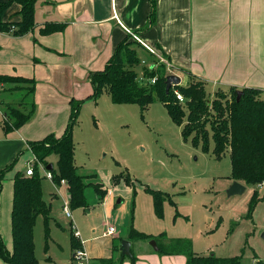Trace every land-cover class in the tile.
Returning a JSON list of instances; mask_svg holds the SVG:
<instances>
[{
	"label": "crops",
	"instance_id": "obj_1",
	"mask_svg": "<svg viewBox=\"0 0 264 264\" xmlns=\"http://www.w3.org/2000/svg\"><path fill=\"white\" fill-rule=\"evenodd\" d=\"M6 1L0 0V3ZM20 10L18 2L10 3L2 12L1 20L15 25L21 20ZM47 25L60 26V29L42 32ZM13 29L15 26L9 31H0V75L32 78L35 89L31 119L5 133L2 122L6 104L12 103L26 112L30 110V105L19 104V92H6L3 88L7 85L0 84V168L14 163L6 173L0 193V236L8 250H12L13 242V177L18 171L24 173L34 160L29 142L40 140L50 133L60 135L63 132L69 120L71 101L82 100L84 103L93 99L89 74L104 68L119 43L133 41L132 33L140 41H136L131 48L144 52L142 58L138 54L140 61L145 63L142 66L152 64L156 57L140 42L168 61L170 68L165 66L166 69L178 75L180 83L199 79L205 87L214 90L229 86L238 90L254 88L261 91L260 96L264 99V0H35L33 27L20 35L14 34ZM99 97L93 100L96 102ZM75 127L76 124L72 130L73 142ZM50 156H55L53 162L48 159ZM50 156L47 159L55 167L57 156ZM21 161H24V170L20 166ZM40 169L45 175V171ZM62 182L66 189L65 182ZM259 185L262 187L264 184ZM131 189L128 186L125 192ZM91 192L94 194L93 189ZM57 193L58 190L51 189V200L45 201L51 206L49 227L53 223L56 228L62 229L51 213V201L58 198ZM93 196L98 199L95 194ZM66 197L69 200L67 189ZM114 199L116 192L111 187L103 199L98 200L104 208L105 220L102 221L100 234L85 239L90 264L95 263L96 257H110L114 240H129L128 227L123 229L128 213L114 210ZM110 208H113L111 212ZM38 218L42 220L41 216ZM109 225L115 227L113 234L107 232ZM96 231L94 228L92 232ZM100 238L109 240L106 248L100 246ZM50 244L60 246L50 236L47 252ZM83 244L81 242L82 249ZM130 249L136 257V264L187 262L186 254L160 253L145 240L130 241ZM47 252L44 259L58 264ZM70 254L73 257L71 247ZM0 264L7 263L0 257ZM122 264L130 262L124 259Z\"/></svg>",
	"mask_w": 264,
	"mask_h": 264
},
{
	"label": "rangeland",
	"instance_id": "obj_2",
	"mask_svg": "<svg viewBox=\"0 0 264 264\" xmlns=\"http://www.w3.org/2000/svg\"><path fill=\"white\" fill-rule=\"evenodd\" d=\"M136 50L142 58L143 50ZM153 62L162 63L157 59ZM143 64L141 61L136 67L139 79ZM145 82L146 79L143 80ZM205 90L211 100L216 89L205 87ZM181 105L186 109V105ZM74 132L77 172L81 175L95 174L96 179L92 181H99L102 189L115 188L114 210L128 213L123 229L127 226L130 231L134 227L154 236L163 233L167 238L187 239L191 242L192 252L198 255H241L240 264H257L258 260L264 264V185H247L242 193L228 195L227 190L233 183L228 154L218 160L211 152V142L209 151L204 152L201 145L194 146L190 140L184 141L181 126L172 122L161 102H152L141 112L137 104H113L109 95L103 92L96 102L90 99L83 103ZM54 158L50 156L48 159L53 162ZM23 162L20 166L25 169ZM40 166L45 168L42 164ZM38 168L41 171L39 165ZM123 172H128L135 179L131 181L135 190L125 192L132 185L123 180L114 183L113 176ZM43 176L46 179L41 185L46 201L51 200V189L58 190V198L51 201V213L63 227L62 230L50 223V236L60 246L50 244L47 254L58 264H78L70 254L69 229L79 233V240L84 243L83 250L88 252L85 239L102 232L104 208L93 196L95 194L99 198L94 190V194L91 192L93 188L90 186L86 189L88 207L75 211L70 209L72 215L68 219L62 210L64 203L68 205L64 183L57 186L46 175ZM145 187L169 195L170 200L162 202L160 216L153 196L143 189ZM255 191L260 199L248 216ZM118 199L121 200L119 203ZM71 223L73 228L69 225ZM94 228L97 230L95 233L92 232ZM34 241L39 264H54L44 259L41 218L37 219L34 228ZM98 242L102 248L109 244L107 238H100Z\"/></svg>",
	"mask_w": 264,
	"mask_h": 264
},
{
	"label": "trees",
	"instance_id": "obj_3",
	"mask_svg": "<svg viewBox=\"0 0 264 264\" xmlns=\"http://www.w3.org/2000/svg\"><path fill=\"white\" fill-rule=\"evenodd\" d=\"M12 2L21 5V20L14 23H5L1 20L4 9ZM35 0H7L0 3V31H9L13 26V33L23 34L34 25ZM13 25V26H12ZM12 26V27H11ZM60 26L47 25L42 32H54ZM133 41L119 43L113 54L107 60L102 70L89 74L92 85L91 98L96 99L106 92L115 104H137L140 111H145L155 101L161 102L166 108L173 123L181 126V135L184 141L190 140L194 146L201 145L204 152L209 151V143L213 144L212 154L216 159H221L226 153L230 162V178L240 181L244 185H259L264 183V99L261 91L254 88L229 86L217 89L212 99L207 97L205 85L202 80L190 79L187 84L173 85L165 93V79L170 72L163 63L152 62L141 67L142 72L138 77L136 67L140 58L136 49L131 46ZM155 78L154 83L145 82L143 79ZM148 81V80H147ZM0 84L7 85L3 88L6 92H19L20 103L29 104L30 110L22 111L12 105L6 104L5 117L2 127L5 133L21 127L28 122L34 113L33 95L35 81L32 78L20 76L0 75ZM177 90L183 97L184 103L179 101L174 94ZM238 91H241L238 95ZM83 101H71L70 116L63 132L60 135L50 133L40 140L29 142V148L34 154L33 174L16 172L13 177V198L11 208L12 250H8L0 236V257L7 264H38L34 250L33 229L39 216L43 220V251L48 250L50 238L49 222L51 206L45 201L42 194V180L44 176L39 171L41 163L46 168L49 164L48 157L56 155L55 167H51V181L60 185L66 184L69 194L71 210L87 208L85 196L86 189L90 186L102 200L107 189L101 188L95 174L81 175L77 172L74 162V142L72 130L77 123L78 114ZM181 104L186 105V109ZM185 119V123H183ZM40 164V165H41ZM14 163L0 168V193L2 182L6 173L12 169ZM89 180V181H87ZM114 183L123 180L127 185H132L135 180L128 172L113 176ZM153 196L157 214L160 216L162 202L170 200L167 193L145 187ZM254 192L250 201L248 216L256 202L260 199ZM71 226V224H70ZM69 226V227H70ZM71 251L82 248L80 240L69 229ZM127 238L130 241L154 240L158 252L164 254L184 253L187 255L186 264H240L241 255L220 257L214 254L198 255L192 252L191 242L184 238L165 239L164 234L154 236L130 228ZM122 239L114 240L112 254L108 258L94 259L92 264H122L128 259L130 264H136V257L131 250V256H122L120 243ZM49 258V257H46ZM257 264H263L258 260Z\"/></svg>",
	"mask_w": 264,
	"mask_h": 264
},
{
	"label": "built area",
	"instance_id": "obj_4",
	"mask_svg": "<svg viewBox=\"0 0 264 264\" xmlns=\"http://www.w3.org/2000/svg\"><path fill=\"white\" fill-rule=\"evenodd\" d=\"M132 38L136 41H140V39L137 37V35H135L134 33H132ZM142 45H144L148 51L151 53V54H154L157 61L158 62H162L165 64V66L169 69L170 68V64L168 63V61H166V59L162 56V55H159L157 53H155V51H153L150 47H148L145 43L143 42H140ZM140 78H143V76H141ZM144 80V79H143ZM148 80V81H147ZM155 81V78H152V79H146V82H150V83H154ZM174 94L176 95V98L179 100V101H183V97L182 95L175 89L174 90ZM40 166V164H39ZM41 167V166H40ZM44 171H45V175L51 179V172L49 170H46V168H43ZM33 163H29L28 164V167L26 168L25 170V174L26 175H32L33 174ZM261 184H264V183H261ZM62 210H63V213L64 215L67 217V218H70L71 217V210H70V206H69V200H68V205H66L65 203L62 205ZM72 225V224H71ZM73 228V226H72ZM107 232L109 234H113L115 232V227L114 225H109L108 228H107ZM73 234L75 237H79V233L75 230H73ZM73 259L75 261L78 262V264H90V259L87 255V253L82 249V248H79V249H76L74 252H73Z\"/></svg>",
	"mask_w": 264,
	"mask_h": 264
},
{
	"label": "water",
	"instance_id": "obj_5",
	"mask_svg": "<svg viewBox=\"0 0 264 264\" xmlns=\"http://www.w3.org/2000/svg\"><path fill=\"white\" fill-rule=\"evenodd\" d=\"M180 84V77L175 74H168L165 79V93L169 92V89L173 85H179ZM241 91H238V95L240 94ZM52 167V164H49L46 168L47 170H50ZM244 185H242L238 181H233V183L230 185V187L227 190L228 195H233V194H240L244 191ZM263 238H264V233H263ZM150 245H152L154 250H158V247L156 245V242L154 240H150ZM120 253L122 256H131V250H130V241L126 239H122L120 243Z\"/></svg>",
	"mask_w": 264,
	"mask_h": 264
}]
</instances>
